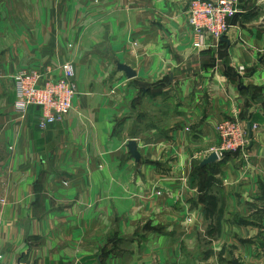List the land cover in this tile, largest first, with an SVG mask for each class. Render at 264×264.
Masks as SVG:
<instances>
[{
	"label": "crops",
	"instance_id": "1",
	"mask_svg": "<svg viewBox=\"0 0 264 264\" xmlns=\"http://www.w3.org/2000/svg\"><path fill=\"white\" fill-rule=\"evenodd\" d=\"M188 1L0 0L1 264H264V0L199 50ZM65 62L64 120L17 113L13 75ZM223 119L248 158L200 166Z\"/></svg>",
	"mask_w": 264,
	"mask_h": 264
},
{
	"label": "built area",
	"instance_id": "2",
	"mask_svg": "<svg viewBox=\"0 0 264 264\" xmlns=\"http://www.w3.org/2000/svg\"><path fill=\"white\" fill-rule=\"evenodd\" d=\"M243 0H189L187 4L188 20L193 32L192 45L199 50L207 45L208 38L219 41L224 36L233 17ZM57 78L44 77L35 69L21 70L13 75L16 90L14 107L17 113L24 115L29 106L39 108V126L62 122L72 107L77 93L74 70L71 63H64ZM47 75V74H45ZM257 128L252 124L251 130ZM219 144L214 148L218 160L227 155H236L246 160L251 133L236 119H223L215 125ZM0 253V264L2 261ZM14 264H28L19 258Z\"/></svg>",
	"mask_w": 264,
	"mask_h": 264
},
{
	"label": "water",
	"instance_id": "3",
	"mask_svg": "<svg viewBox=\"0 0 264 264\" xmlns=\"http://www.w3.org/2000/svg\"><path fill=\"white\" fill-rule=\"evenodd\" d=\"M220 40L228 43V40L225 39V35L222 36ZM115 64H116L117 70L122 71L127 78H133L136 75V71L129 65L120 63L117 60L115 61ZM127 149H128L130 156L134 158V160L138 161L140 158V153L137 150V143L135 140L129 139L127 141ZM218 161L219 160H218L216 153L214 151H211L205 158L202 159V161L200 162V166L214 164V163H217Z\"/></svg>",
	"mask_w": 264,
	"mask_h": 264
},
{
	"label": "rangeland",
	"instance_id": "4",
	"mask_svg": "<svg viewBox=\"0 0 264 264\" xmlns=\"http://www.w3.org/2000/svg\"><path fill=\"white\" fill-rule=\"evenodd\" d=\"M65 63H67V62H65ZM69 63V62H68ZM64 64V63H63ZM72 64V63H71ZM62 65V64H61ZM73 66V65H72ZM58 76H54V77H52L51 75H45V72L43 73L42 72V74L44 75V77H51V78H57V77H60L61 75H62V72L58 69ZM76 90H77V87H76Z\"/></svg>",
	"mask_w": 264,
	"mask_h": 264
}]
</instances>
